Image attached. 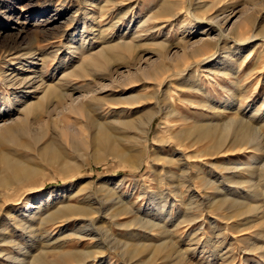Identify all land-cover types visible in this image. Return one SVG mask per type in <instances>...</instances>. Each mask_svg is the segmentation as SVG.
I'll use <instances>...</instances> for the list:
<instances>
[{
    "label": "rangeland",
    "instance_id": "374dc122",
    "mask_svg": "<svg viewBox=\"0 0 264 264\" xmlns=\"http://www.w3.org/2000/svg\"><path fill=\"white\" fill-rule=\"evenodd\" d=\"M263 147L264 0H0V264H264Z\"/></svg>",
    "mask_w": 264,
    "mask_h": 264
},
{
    "label": "bare ground",
    "instance_id": "6f19581e",
    "mask_svg": "<svg viewBox=\"0 0 264 264\" xmlns=\"http://www.w3.org/2000/svg\"><path fill=\"white\" fill-rule=\"evenodd\" d=\"M170 6H171V5H170ZM171 10H172V9H171ZM171 10H170V11H171ZM174 10H175V9H174ZM174 10H173V11H174ZM165 11L168 13L167 10H165ZM169 14H170V13H169ZM171 21H172V20H171ZM208 22H210L211 24H214L215 21H214V19H210ZM149 25H150V24H149ZM209 30H210V28H209ZM206 32H209V31L206 30L204 33H206ZM207 37H208V36H207ZM204 46H208V44H205ZM169 60H170V59H169ZM175 66H176V65H175ZM157 67H158V66H157ZM157 67H156V68H157ZM10 82H11V81H10ZM45 92H46V91H45ZM153 96H154V95H153ZM65 97H66V95H65ZM147 97H148V96H147ZM81 98H82V97H81ZM152 98H153V97H152ZM65 99H66V98H65ZM84 99H86V98L83 97V100H84ZM150 99H151V98H150ZM83 100H78V101H77V100H74V106L81 104V102H82ZM158 108H159V107H158ZM157 110H159V109H157ZM169 113H170V112H169ZM165 119H166V118H165ZM151 120H152V119H151ZM148 121H149V120H148ZM149 124H150V123H149ZM163 124H164V123H163ZM229 124H230V123H229ZM242 124H243V123H242ZM224 126H225V125H224ZM224 126H223V127H224ZM246 126H247V125H246ZM246 126H245V127H246ZM143 128H144V127H143ZM173 128H174V127H173ZM223 129H224V128H223ZM242 129H243V126H242ZM244 129H245V128H244ZM102 130H104V129H102ZM240 130H241V129H240ZM10 131H11V130H10ZM144 131H145V130H144ZM231 131H232V129H231ZM140 132H141V131H140ZM100 133H101V132H100ZM138 133H139V132H138ZM253 133H254V132H253ZM101 134H102V133H101ZM230 134H231V133H230ZM243 134H244V133H243ZM249 135H251V134H249ZM249 135H248V136H249ZM244 136H245V134H244ZM178 138H179V137H178ZM132 141H133V140H132ZM247 142H248V141H247ZM247 142H246V143H247ZM130 143H131V142H130ZM246 143H245V144H246ZM247 144H248V143H247ZM250 144H251V143H250ZM191 146H192V145H191ZM243 146H244V145H243ZM107 147H108V146H107ZM201 147H202V146H201ZM194 148H195V147H194ZM218 148H219V147H218ZM263 148H264V147H263ZM113 151H114V150H113ZM196 152H197V151H196ZM200 153H201V152H200ZM203 153H204V152H203ZM215 153H216V152H215ZM32 172H33V171H32ZM26 176H27V175H26ZM251 188H252V187H251ZM67 211H68V210H67ZM77 211H78V210H77ZM81 213H82V212H81ZM123 216H124V215H123ZM60 258H61V257H60ZM39 263H41V264H59V262L56 263L55 261H54V262H49V261H45V260H43V261H41V262H39Z\"/></svg>",
    "mask_w": 264,
    "mask_h": 264
}]
</instances>
